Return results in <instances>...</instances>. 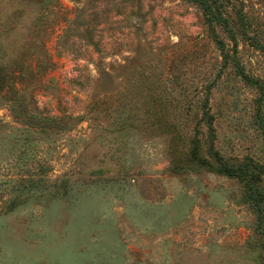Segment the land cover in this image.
I'll list each match as a JSON object with an SVG mask.
<instances>
[{"label": "rangeland", "instance_id": "1", "mask_svg": "<svg viewBox=\"0 0 264 264\" xmlns=\"http://www.w3.org/2000/svg\"><path fill=\"white\" fill-rule=\"evenodd\" d=\"M206 2L0 0V264H264V0Z\"/></svg>", "mask_w": 264, "mask_h": 264}, {"label": "trees", "instance_id": "2", "mask_svg": "<svg viewBox=\"0 0 264 264\" xmlns=\"http://www.w3.org/2000/svg\"><path fill=\"white\" fill-rule=\"evenodd\" d=\"M199 3H204L207 5L206 0H193ZM227 174H231L229 170H226ZM251 203L257 213L258 216V232L261 231L264 233V190H254L250 194ZM264 235V234H263Z\"/></svg>", "mask_w": 264, "mask_h": 264}]
</instances>
